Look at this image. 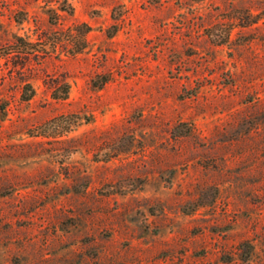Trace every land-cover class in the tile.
<instances>
[{"label":"rangeland","instance_id":"obj_1","mask_svg":"<svg viewBox=\"0 0 264 264\" xmlns=\"http://www.w3.org/2000/svg\"><path fill=\"white\" fill-rule=\"evenodd\" d=\"M0 264H264V0H0Z\"/></svg>","mask_w":264,"mask_h":264},{"label":"trees","instance_id":"obj_2","mask_svg":"<svg viewBox=\"0 0 264 264\" xmlns=\"http://www.w3.org/2000/svg\"><path fill=\"white\" fill-rule=\"evenodd\" d=\"M77 29H83L84 33H88L90 31V27H88L86 24H81L80 26H77Z\"/></svg>","mask_w":264,"mask_h":264}]
</instances>
